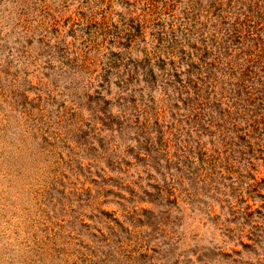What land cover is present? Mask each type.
<instances>
[{
  "label": "rangeland",
  "instance_id": "374dc122",
  "mask_svg": "<svg viewBox=\"0 0 264 264\" xmlns=\"http://www.w3.org/2000/svg\"><path fill=\"white\" fill-rule=\"evenodd\" d=\"M263 5L0 0V264H264Z\"/></svg>",
  "mask_w": 264,
  "mask_h": 264
},
{
  "label": "trees",
  "instance_id": "16d2710c",
  "mask_svg": "<svg viewBox=\"0 0 264 264\" xmlns=\"http://www.w3.org/2000/svg\"><path fill=\"white\" fill-rule=\"evenodd\" d=\"M247 15L248 16L243 20L242 25H249L251 26L250 28H253L252 33L254 36H252V38H256V40L260 38L262 39L264 35V23L262 22V20H264V13H259L256 16H254L253 13Z\"/></svg>",
  "mask_w": 264,
  "mask_h": 264
}]
</instances>
